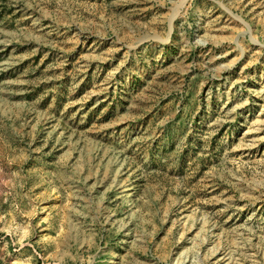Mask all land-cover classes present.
Instances as JSON below:
<instances>
[{
	"label": "rangeland",
	"instance_id": "rangeland-1",
	"mask_svg": "<svg viewBox=\"0 0 264 264\" xmlns=\"http://www.w3.org/2000/svg\"><path fill=\"white\" fill-rule=\"evenodd\" d=\"M0 264H264V0H0Z\"/></svg>",
	"mask_w": 264,
	"mask_h": 264
}]
</instances>
